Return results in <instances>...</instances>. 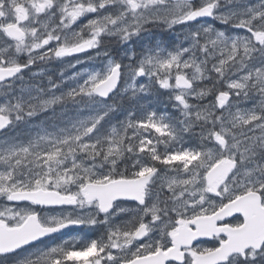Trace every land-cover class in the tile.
<instances>
[{
	"label": "snow or ice",
	"instance_id": "obj_1",
	"mask_svg": "<svg viewBox=\"0 0 264 264\" xmlns=\"http://www.w3.org/2000/svg\"><path fill=\"white\" fill-rule=\"evenodd\" d=\"M0 264H264V0H0Z\"/></svg>",
	"mask_w": 264,
	"mask_h": 264
},
{
	"label": "flooded vegetation",
	"instance_id": "obj_2",
	"mask_svg": "<svg viewBox=\"0 0 264 264\" xmlns=\"http://www.w3.org/2000/svg\"><path fill=\"white\" fill-rule=\"evenodd\" d=\"M49 67L54 68V66H49ZM55 69H56V67H55ZM55 69H53L52 74H55L56 73L57 70H55Z\"/></svg>",
	"mask_w": 264,
	"mask_h": 264
},
{
	"label": "rangeland",
	"instance_id": "obj_3",
	"mask_svg": "<svg viewBox=\"0 0 264 264\" xmlns=\"http://www.w3.org/2000/svg\"><path fill=\"white\" fill-rule=\"evenodd\" d=\"M53 69H55V67ZM55 70H58V69L56 68Z\"/></svg>",
	"mask_w": 264,
	"mask_h": 264
}]
</instances>
